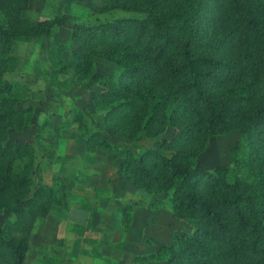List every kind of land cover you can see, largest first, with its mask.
<instances>
[{"label":"trees","instance_id":"obj_1","mask_svg":"<svg viewBox=\"0 0 264 264\" xmlns=\"http://www.w3.org/2000/svg\"><path fill=\"white\" fill-rule=\"evenodd\" d=\"M28 1L0 0V212L11 215L0 225V264H23L36 221L72 196L69 188L33 187V145L9 139L33 119L28 86L5 78L18 64L12 46L57 27L76 44L50 46V79L73 70L77 81L104 87L92 95L103 111L100 128L88 130L79 111L73 116L84 148L113 153L120 176L162 193L191 228L149 256L170 264H264V0H88L90 14L133 15L93 23L57 16L33 23L22 15ZM223 18L229 27L215 28ZM230 46L237 47L231 57ZM95 58L117 66L116 74L97 73ZM234 130L248 171L198 167L209 137ZM115 135L153 145L138 153L115 148L107 137Z\"/></svg>","mask_w":264,"mask_h":264},{"label":"rangeland","instance_id":"obj_2","mask_svg":"<svg viewBox=\"0 0 264 264\" xmlns=\"http://www.w3.org/2000/svg\"><path fill=\"white\" fill-rule=\"evenodd\" d=\"M87 6L88 0H29L22 15L33 23L55 16L68 23L133 16L119 9L93 15ZM224 7L221 4L219 10ZM218 25L227 29L229 21L216 20L215 28ZM60 43L68 49L76 44L70 40L68 30L61 27L47 36L16 39L11 54L18 64L5 73V78L30 89L32 122L20 131H10L9 139H27L33 145L29 174L32 186L43 183L72 192L62 205L54 206L45 218L36 221L23 264H170L166 258L149 255L155 254L161 243H170L176 231L189 232L191 228L171 211L162 193L144 191L120 176L113 153L101 147L84 148L73 116L79 111L88 130L100 128L103 111L93 104L92 95L104 87L100 81H77L73 70L51 80L47 52L51 45ZM236 51V46H230L225 53L231 57ZM62 57L68 58V52ZM94 69L113 76L118 67L95 58ZM107 137L113 147H129L135 153L153 145V139L133 143L119 135ZM243 152L238 131L216 134L198 154V167L210 170L216 165L235 166L244 173L247 168L240 161ZM127 205L128 217L123 220L120 212ZM10 217L7 211L0 212V225Z\"/></svg>","mask_w":264,"mask_h":264},{"label":"crops","instance_id":"obj_3","mask_svg":"<svg viewBox=\"0 0 264 264\" xmlns=\"http://www.w3.org/2000/svg\"><path fill=\"white\" fill-rule=\"evenodd\" d=\"M68 36H69V34H68ZM20 38H22V37H20ZM31 38H36V37H31ZM18 39V38H17ZM16 41V40H15ZM23 263H24V261H23Z\"/></svg>","mask_w":264,"mask_h":264}]
</instances>
